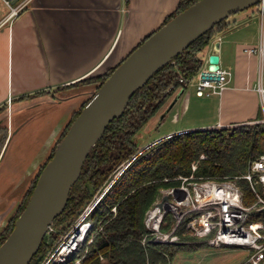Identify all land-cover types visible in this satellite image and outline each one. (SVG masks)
I'll return each instance as SVG.
<instances>
[{
    "label": "crops",
    "instance_id": "1",
    "mask_svg": "<svg viewBox=\"0 0 264 264\" xmlns=\"http://www.w3.org/2000/svg\"><path fill=\"white\" fill-rule=\"evenodd\" d=\"M178 2L29 0L0 27V232L25 200L75 112L98 88V77L110 73L165 23ZM226 21L200 51L204 68L219 40V67L230 71L226 86L220 93L199 96L192 78L170 109L180 102L183 112L189 106L204 112L189 123H173L169 134L151 135L143 144L182 131L263 122L264 54L245 50L264 47L258 6L238 11ZM189 85L195 89L185 97ZM179 90L165 101L162 111ZM28 106L34 111L29 112ZM167 114L156 120V126ZM47 139L50 142L41 151Z\"/></svg>",
    "mask_w": 264,
    "mask_h": 264
},
{
    "label": "trees",
    "instance_id": "2",
    "mask_svg": "<svg viewBox=\"0 0 264 264\" xmlns=\"http://www.w3.org/2000/svg\"><path fill=\"white\" fill-rule=\"evenodd\" d=\"M195 1L197 0H179L168 20ZM227 19L228 17L221 20L182 53L159 68L144 86L133 93L123 113L105 127L90 149L80 175L70 189L64 210L51 223L54 229H66L94 191L107 183L113 171L123 163L130 162L91 212L90 218L99 223L94 227L96 233L87 250L84 251L79 246L63 261L53 264H168L179 250H192L199 246L197 243L191 244L195 237L186 233L184 226L178 232L186 242L143 244L142 238L147 232L144 222L147 211L159 197L162 188L177 183L174 179L178 174L191 173L193 162L197 164L194 171L197 177L221 180L245 173L249 161L264 152V123L258 122L253 127L243 124L177 132L161 138L142 151L140 150L144 146L137 143L136 137L177 88L187 86L202 68L203 60L198 56L199 52L210 43L222 25H226ZM110 73L99 76V83ZM95 78L91 77L90 80H96ZM85 103L75 112L59 140ZM54 148L48 160L52 157ZM40 170L29 187L25 200L0 232V244L11 232L15 219L24 209ZM237 182L243 190L244 201L250 203L249 201L254 200L248 181L240 178ZM112 207H116L115 212L111 211ZM164 217L168 222L172 219L168 212ZM249 218L264 221V210L250 214ZM165 225L162 229L168 230ZM58 232L60 234V231H50L49 235L44 236L29 264H39L47 249L55 246ZM76 258L80 259V263L75 262ZM259 264H264V258Z\"/></svg>",
    "mask_w": 264,
    "mask_h": 264
},
{
    "label": "water",
    "instance_id": "3",
    "mask_svg": "<svg viewBox=\"0 0 264 264\" xmlns=\"http://www.w3.org/2000/svg\"><path fill=\"white\" fill-rule=\"evenodd\" d=\"M259 1L197 0L149 34L111 71L89 97L56 143L52 157L41 168L24 209L0 244V264H29L48 227L64 210L70 189L78 179L90 149L108 123L123 113L133 93L199 36L221 20L257 5ZM219 46L220 42L216 40L208 57L209 72L219 67ZM166 199L167 195H163L158 205L161 206Z\"/></svg>",
    "mask_w": 264,
    "mask_h": 264
},
{
    "label": "built area",
    "instance_id": "4",
    "mask_svg": "<svg viewBox=\"0 0 264 264\" xmlns=\"http://www.w3.org/2000/svg\"><path fill=\"white\" fill-rule=\"evenodd\" d=\"M0 1L9 7L8 12L0 18V27L10 23L29 2V0ZM257 5L261 22L260 31L264 37V0H260ZM245 50L249 53L264 54V47L261 45L248 46ZM205 74L215 77H207ZM196 75V94L202 96L220 93L229 80L230 71L218 67L214 72H209L207 67H204ZM196 167L197 164L193 162L191 174H180L175 177L177 183L161 189L158 199L146 213L144 222L147 232L142 238L143 244L186 242L178 232L180 227L184 226L185 232L195 237L197 241L212 246L246 248L248 250L246 256L234 264H259L264 258V221L249 217L258 210H264V152L249 161L246 172L242 175L221 180L195 176L193 172ZM240 178L246 179L250 185L254 198L252 203L244 201L243 190L237 182ZM163 195H167V199L159 206L158 202L162 200ZM90 207L91 205H88L84 213ZM166 212L172 215L173 222L165 232L161 229L167 223L164 217ZM86 226V222L80 226L75 225L72 233L62 238L54 251L56 262L64 260L76 250L78 242L81 241L80 234L87 228ZM48 229H52L51 225Z\"/></svg>",
    "mask_w": 264,
    "mask_h": 264
},
{
    "label": "rangeland",
    "instance_id": "5",
    "mask_svg": "<svg viewBox=\"0 0 264 264\" xmlns=\"http://www.w3.org/2000/svg\"><path fill=\"white\" fill-rule=\"evenodd\" d=\"M8 10H9V7L7 5H5L2 1H0V18L2 16H4L8 12ZM200 54L201 53L199 52L198 56H201ZM193 79L197 80V75H196V77H193ZM196 80H193L191 82H194ZM194 87L189 85V89H187L184 96L186 97L188 90L190 92H194V89H195ZM178 89H182V87L177 88V90ZM176 91L168 99L173 97L174 94L176 93ZM205 95L206 94H204L202 96H205ZM183 100H184V97H182L181 101H183ZM181 105H182V103L179 102L175 105V107L171 108L167 112L162 111L163 108L161 107L159 109V111L157 113H155V115L152 116L147 121V123L141 128V130L139 131V133L136 137L137 143H139L141 146L142 145L144 146L140 151L145 149V147H147V145L149 146L152 143L160 140V139H156L153 142L143 144L145 139L151 138V135L153 136L157 133H164V132L167 133L170 131V127L173 126L172 125L173 123H175L177 125H179V124L181 125L183 123H189V121H188L189 119H191L192 117H197V116H199V114L204 112V111H201L198 107L196 108V107H192V106H189V108L187 110H185V112H183V110H182L183 107ZM28 108H29V110H28ZM33 109H34L33 107H29V106L27 107V110L29 112H33L34 111ZM165 112H166V114L168 113L167 116L163 119V122L160 125L156 126V122H157L156 120H158V118L161 116V114L164 115ZM206 112L208 113L210 111H208V109H207ZM198 122L199 121L196 120L193 123L197 124ZM256 123H258V122H256ZM256 123H250L251 127H253L254 125L256 126L257 125ZM167 134H169V133H167ZM49 142H50L49 139L44 140L42 145H41L40 150L43 151L44 149H46ZM129 162H130V160L127 161L126 163H123V165H120L118 169L113 171V174L108 179L107 183H105L104 186L101 187L100 189H97L94 191L91 198L84 204L81 212L77 215V217L72 222H69V224L67 225L68 227L66 229H64V230L59 229V228L54 229V225L51 224L52 229H48L46 234L49 235L50 231L51 232L52 231H60V234L58 232V238H57L58 243L56 242L55 246H53L50 249L49 248L47 249V251L42 256L39 264H53L54 262H56L55 261L56 255L54 256V251L56 250V248L60 244V241L62 240V238H64L66 235L71 234L72 231L74 230L73 228L75 225L80 226L81 223H83V222L87 223V226H86L87 228L84 231H82V233L80 234L81 235V239H80L81 241L78 242L77 248L80 246V247L84 248V251L87 250V248H88L87 246L93 241V238H94L95 233H96V229H94V227H95V225H98V223H99V221H95V220H92L90 218L91 212H93V209L95 208L96 204L99 203L103 194L106 192V190L109 188V186L115 181V179L118 177L120 172L127 166V164ZM191 173H192V168H191ZM178 175H180V174H178ZM181 175H184V174H181ZM174 181H176V180L174 179ZM249 202L252 203L253 200H251ZM88 205H91V207L89 208V210L86 213H84V211L87 209ZM115 209H116V207H112L111 211L115 212ZM172 222H173L172 219H169V222L167 219V223H166V225L168 226L167 228H170ZM161 230L166 232L169 229L168 230L167 229L166 230L161 229ZM143 238H144V235H143ZM193 243H197L199 246L196 247L195 249H192V250H179L178 252H176L173 255V257L170 259L168 264H234L240 256H243L244 254L246 255L248 253V250L246 248L238 247V246H228V245L212 246L208 243L199 242L197 240H195V241L193 240L191 244H193ZM50 256L52 257L51 259H50ZM49 259H50V261H49ZM59 261H57V262H59ZM76 261L80 262V259L76 258Z\"/></svg>",
    "mask_w": 264,
    "mask_h": 264
},
{
    "label": "flooded vegetation",
    "instance_id": "6",
    "mask_svg": "<svg viewBox=\"0 0 264 264\" xmlns=\"http://www.w3.org/2000/svg\"><path fill=\"white\" fill-rule=\"evenodd\" d=\"M114 68H115V67H114ZM114 68H113V69H114Z\"/></svg>",
    "mask_w": 264,
    "mask_h": 264
},
{
    "label": "bare ground",
    "instance_id": "7",
    "mask_svg": "<svg viewBox=\"0 0 264 264\" xmlns=\"http://www.w3.org/2000/svg\"><path fill=\"white\" fill-rule=\"evenodd\" d=\"M75 239V238H74Z\"/></svg>",
    "mask_w": 264,
    "mask_h": 264
}]
</instances>
